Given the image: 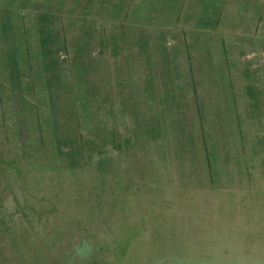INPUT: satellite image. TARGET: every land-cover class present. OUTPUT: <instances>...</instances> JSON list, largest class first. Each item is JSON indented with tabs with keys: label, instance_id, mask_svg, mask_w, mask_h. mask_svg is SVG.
Instances as JSON below:
<instances>
[{
	"label": "rangeland",
	"instance_id": "374dc122",
	"mask_svg": "<svg viewBox=\"0 0 264 264\" xmlns=\"http://www.w3.org/2000/svg\"><path fill=\"white\" fill-rule=\"evenodd\" d=\"M58 1L0 0V264H264V0Z\"/></svg>",
	"mask_w": 264,
	"mask_h": 264
},
{
	"label": "trees",
	"instance_id": "16d2710c",
	"mask_svg": "<svg viewBox=\"0 0 264 264\" xmlns=\"http://www.w3.org/2000/svg\"><path fill=\"white\" fill-rule=\"evenodd\" d=\"M158 1L163 2V0H158ZM57 3L60 4V5L57 6L55 3H54V5H51L50 3H48V4H49V6H51V8H55V9L60 8L61 10H63V9L65 10L66 4H65V2H63V0L58 1ZM76 13H78V12H76ZM61 32H62V34L64 36V34H65L66 31H61ZM65 45H67V43H65Z\"/></svg>",
	"mask_w": 264,
	"mask_h": 264
}]
</instances>
